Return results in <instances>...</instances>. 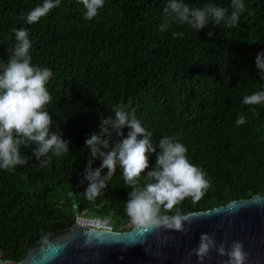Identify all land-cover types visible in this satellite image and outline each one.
I'll return each instance as SVG.
<instances>
[{"label":"trees","instance_id":"obj_1","mask_svg":"<svg viewBox=\"0 0 264 264\" xmlns=\"http://www.w3.org/2000/svg\"><path fill=\"white\" fill-rule=\"evenodd\" d=\"M167 2L104 0L98 15L85 20L78 0H60L29 25L20 17L43 0H0V61L7 62L14 48L13 29H25L32 64L53 73L46 85L52 100L45 107L53 131L70 141L69 152L44 167L31 147L21 146L28 163L13 171L0 169V260L18 262L27 246L67 231L74 221L73 204L76 212L110 217L116 231L133 227L125 226L131 189L119 167L94 201L85 198L87 184H81L89 159L85 140L99 132L100 118L114 116L118 105L152 133L155 147L161 138L175 137L187 148L190 163L206 174L205 196L195 204L183 201L177 206L181 213L263 193L264 104L242 101L264 91L255 66L256 55L264 52V0H244L245 12L233 28L210 22L197 31L172 22L161 32ZM183 2L190 7L212 3L231 12V0ZM208 31L214 32L212 38ZM241 115L246 123L237 125ZM128 131L123 129L125 137ZM155 162L156 154H150L146 171ZM99 166L97 159L93 168Z\"/></svg>","mask_w":264,"mask_h":264},{"label":"clouds","instance_id":"obj_2","mask_svg":"<svg viewBox=\"0 0 264 264\" xmlns=\"http://www.w3.org/2000/svg\"><path fill=\"white\" fill-rule=\"evenodd\" d=\"M78 2L85 9V20H92L104 6V0ZM59 4L60 0H43L41 5L20 18L29 25L35 24ZM244 12V0H231L230 13L228 8L212 3L190 7L183 0H168L159 31H166L172 22L186 24L197 31L205 29L210 22L233 28ZM13 32L15 45L11 55L7 62L0 61V169L7 171L28 163V159L21 156V146L31 147L32 157L44 167L52 157L68 153L70 144L62 132L53 131L52 116L45 110L52 100L46 87L53 76L51 69L32 64V45L25 29H13ZM177 35L182 33H173V36ZM207 36L212 38L214 32L208 31ZM255 66L260 78L264 79V52L256 55ZM242 102L249 106L264 104V91L246 95ZM113 111L114 116L100 118L99 132L85 140L89 159L81 184H87L83 193L85 198L94 201L108 187L117 167L122 170L125 184L131 189L124 212L139 233L137 240L125 244V247L144 244L148 236L161 230L185 233V225L216 215L183 214L177 207L189 198L193 204L197 203L210 187L204 171L187 158V148L175 137L168 136L159 140L157 148L152 143V133L141 125L135 114L119 105ZM235 123L245 124V117L238 116ZM125 128L129 130L126 137ZM153 153L156 154L155 166L146 171ZM97 159L100 166L94 169L93 163ZM105 169L107 173L102 175ZM108 219L110 217L105 222ZM213 251L219 257L228 258L225 264H247L248 254L241 241L234 240L226 248L224 242L218 244L215 237L207 233L200 235L198 245L191 249L189 256L194 255L199 264H204Z\"/></svg>","mask_w":264,"mask_h":264},{"label":"water","instance_id":"obj_3","mask_svg":"<svg viewBox=\"0 0 264 264\" xmlns=\"http://www.w3.org/2000/svg\"><path fill=\"white\" fill-rule=\"evenodd\" d=\"M192 213L217 214L185 225V233L161 230L148 236L146 243L128 247L125 244L139 235L134 226L104 231L72 225L48 241L27 246L22 260H0V264H199L189 252L203 233L213 235L218 244L224 242L226 248L234 240L241 241L248 254L247 264H264V191ZM210 257L204 264H225L228 259L215 251Z\"/></svg>","mask_w":264,"mask_h":264},{"label":"built area","instance_id":"obj_4","mask_svg":"<svg viewBox=\"0 0 264 264\" xmlns=\"http://www.w3.org/2000/svg\"><path fill=\"white\" fill-rule=\"evenodd\" d=\"M72 210L75 211L72 225L95 230L116 231L109 220L105 222L106 218L86 214L84 211L76 212L77 206L75 204L72 205Z\"/></svg>","mask_w":264,"mask_h":264},{"label":"rangeland","instance_id":"obj_5","mask_svg":"<svg viewBox=\"0 0 264 264\" xmlns=\"http://www.w3.org/2000/svg\"><path fill=\"white\" fill-rule=\"evenodd\" d=\"M128 220V219H127ZM131 223L129 222V220L126 222L125 226H129Z\"/></svg>","mask_w":264,"mask_h":264}]
</instances>
